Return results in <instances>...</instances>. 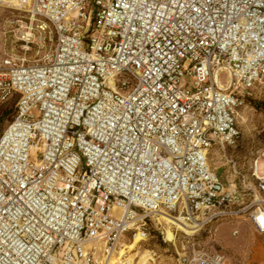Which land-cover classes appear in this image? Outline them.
<instances>
[{
    "label": "built area",
    "instance_id": "built-area-1",
    "mask_svg": "<svg viewBox=\"0 0 264 264\" xmlns=\"http://www.w3.org/2000/svg\"><path fill=\"white\" fill-rule=\"evenodd\" d=\"M8 1L0 264H134L153 226L179 264H233L197 238L226 218L264 238V152L248 196L209 164L264 84V0Z\"/></svg>",
    "mask_w": 264,
    "mask_h": 264
},
{
    "label": "rangeland",
    "instance_id": "rangeland-1",
    "mask_svg": "<svg viewBox=\"0 0 264 264\" xmlns=\"http://www.w3.org/2000/svg\"><path fill=\"white\" fill-rule=\"evenodd\" d=\"M18 14L12 4L0 2V65L11 51L9 25ZM251 101L258 103L259 107ZM251 101L246 102L245 106L239 109L237 126L241 135L237 143L225 149L214 146L209 153V164L212 169L226 182L237 185L246 196L251 195L256 189L258 179L253 175V165L264 152V84L257 88ZM6 105L15 109L12 101ZM263 171L264 165L261 163L260 173L262 174ZM165 218L171 220L170 217ZM241 221L244 222L243 219L226 218L214 222L198 234L197 238L207 249L225 254L230 263L264 264V262H253L250 252L242 253L227 244L228 240L238 237L233 233L239 230L238 224ZM153 229L156 230V227L153 226ZM158 235V232L156 235L152 234L147 241L132 249L130 254L134 258V264H179L175 247L162 244ZM123 241L129 242L126 238ZM152 252H156L157 257L151 260Z\"/></svg>",
    "mask_w": 264,
    "mask_h": 264
},
{
    "label": "crops",
    "instance_id": "crops-1",
    "mask_svg": "<svg viewBox=\"0 0 264 264\" xmlns=\"http://www.w3.org/2000/svg\"><path fill=\"white\" fill-rule=\"evenodd\" d=\"M238 229V237L228 240L227 244L242 253L250 252L253 262H264V238L253 229L248 221H241Z\"/></svg>",
    "mask_w": 264,
    "mask_h": 264
},
{
    "label": "trees",
    "instance_id": "trees-1",
    "mask_svg": "<svg viewBox=\"0 0 264 264\" xmlns=\"http://www.w3.org/2000/svg\"><path fill=\"white\" fill-rule=\"evenodd\" d=\"M251 99H252V97L247 98V99H246V102H250ZM12 102H13L14 105H15L16 102H17V99H14ZM251 102H252V104H255L256 106L259 107L258 103L254 102V101H251ZM12 109H13L12 107L7 106L6 104L0 106V128H2V126L4 125V122H5L6 120H10V119H12V118L14 117V115H15V109H13V110H12ZM218 174H219V173H218ZM219 175H220V174H219ZM220 176H221V175H220ZM221 177H222V176H221ZM152 234L156 235V234H157V231H156L155 229H152V231H151V235H152ZM158 237H159V238H158L159 241L162 242V244H164L163 241H162V239L160 238L159 235H158ZM164 245H165V244H164Z\"/></svg>",
    "mask_w": 264,
    "mask_h": 264
},
{
    "label": "bare ground",
    "instance_id": "bare-ground-1",
    "mask_svg": "<svg viewBox=\"0 0 264 264\" xmlns=\"http://www.w3.org/2000/svg\"><path fill=\"white\" fill-rule=\"evenodd\" d=\"M5 1L7 2V0H0L1 3H2V2H5ZM9 1H10V0H9ZM9 1H8V2H9ZM170 219L173 220L172 218H170ZM178 221H179V220H178ZM178 221H176V222H178ZM169 238H170V239L172 238V234H171V232H169ZM137 243H138V240L135 241V243L131 244V246H129V249H130V250H132V249H133V250L136 249L137 246H138Z\"/></svg>",
    "mask_w": 264,
    "mask_h": 264
}]
</instances>
